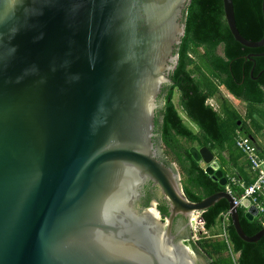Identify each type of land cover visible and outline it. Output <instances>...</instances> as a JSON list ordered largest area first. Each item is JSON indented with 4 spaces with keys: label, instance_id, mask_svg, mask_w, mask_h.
Instances as JSON below:
<instances>
[{
    "label": "water",
    "instance_id": "water-1",
    "mask_svg": "<svg viewBox=\"0 0 264 264\" xmlns=\"http://www.w3.org/2000/svg\"><path fill=\"white\" fill-rule=\"evenodd\" d=\"M190 1L0 0V264H211L190 220L220 199L242 242L264 235L224 191L186 200L153 143ZM221 5L234 42L264 49V0L258 41ZM188 153L225 185L206 147Z\"/></svg>",
    "mask_w": 264,
    "mask_h": 264
},
{
    "label": "trees",
    "instance_id": "trees-1",
    "mask_svg": "<svg viewBox=\"0 0 264 264\" xmlns=\"http://www.w3.org/2000/svg\"><path fill=\"white\" fill-rule=\"evenodd\" d=\"M231 2L235 27L240 36L248 41H258L263 29L261 0ZM183 24V36L175 51L176 65L168 76L171 84L161 89L164 97L161 107L155 111L153 125L157 129L161 160L177 168L186 200L198 202L223 191V187L203 173V169L190 157L188 148L181 146L178 139L193 143L197 148L206 147L216 156L224 177L233 175L244 186L252 182L243 156L234 147V138L236 133L252 138L249 127L255 132L262 130L256 118H264V55L247 56L259 55L264 49H248L234 42L223 18L221 0H191L184 12ZM217 48L220 54H216ZM193 56L199 60L203 70L194 63ZM219 87L244 104L243 117L225 100H221L218 110L207 104L217 95ZM172 90L178 94L180 110L197 128L195 133L183 125L172 106L169 98ZM257 152L262 158L258 149ZM240 159L244 166H239ZM240 191L237 187L231 188L236 198ZM227 210L226 201L220 199L200 213L198 222L202 223L205 231H211L219 221V215ZM244 212L242 207L237 208L240 228L249 237L262 226L258 218L247 221ZM226 234L232 251L237 253L234 263L222 256L226 249L223 241H195L202 256L209 258L211 264H226L224 261L228 264H264V235L255 243L242 242L234 233L229 219Z\"/></svg>",
    "mask_w": 264,
    "mask_h": 264
},
{
    "label": "built area",
    "instance_id": "built-area-1",
    "mask_svg": "<svg viewBox=\"0 0 264 264\" xmlns=\"http://www.w3.org/2000/svg\"><path fill=\"white\" fill-rule=\"evenodd\" d=\"M234 147L243 156L247 164L248 171L252 175V182L249 185L244 186L243 183L236 179L233 175H228L225 177L226 183L223 186V191L231 196L232 203L236 208L242 207L243 202H247V206H253L256 210V216L254 218H258L261 226L264 227V159L259 156L256 146L252 144L250 139L239 133H236L235 135ZM232 187H237L241 190L237 198L232 195ZM242 208L244 211L246 210V208ZM199 215L200 214L195 215V225L190 226V230L193 231L191 234L195 241H197L194 233L195 227H197L196 225L200 227V230L202 229V234H205L206 232L203 229L202 223L198 222ZM219 217L221 233L213 237H220L221 241L225 244L226 251L231 250V252H233L226 234L228 211L221 213ZM233 254H235L237 258V253L233 252Z\"/></svg>",
    "mask_w": 264,
    "mask_h": 264
},
{
    "label": "rangeland",
    "instance_id": "rangeland-1",
    "mask_svg": "<svg viewBox=\"0 0 264 264\" xmlns=\"http://www.w3.org/2000/svg\"><path fill=\"white\" fill-rule=\"evenodd\" d=\"M198 51H199V53H202L200 51V49H198ZM216 54H220V49L219 48L216 49ZM193 57H194V63L197 64L201 68L199 60L195 56H193ZM201 70H203V69L201 68ZM218 89H219V91L217 92V95H215L213 98L208 100L207 104L212 109L218 110V105L221 102V100H225V101H227V103H229L237 111V113L241 117H243L244 116V110H245L244 104L241 101L233 99L230 95L227 94V92L222 87H219ZM169 98H170V102H171L172 106L174 107L175 111L179 115L183 125L189 131H191L192 133H195L197 128L184 116V114L182 113V111L179 108L177 92L175 90H172L171 93H170V97ZM161 103H162V101H161ZM261 110L263 111V109H261ZM262 120H264V118L263 119L256 118V121L261 125L262 130L260 132H255L251 127H249L250 132L252 133L251 134L252 138H249L247 136L246 137L248 139H250L252 144L254 146H256V148L259 150V152H261L262 158L264 159V150H263V146H264V121H262ZM244 122L246 123L245 120H244ZM240 134L242 136H245L242 133H240ZM178 142L180 143L181 146H183L185 148H188V149L191 148V147L197 148V146L194 145L193 143L189 144L188 142H186V141H184L182 139H178ZM190 145H192V146H190ZM157 146H158V143H157ZM158 149H159V147H158ZM191 226H194V221L193 220H191ZM196 226L197 227H195L194 233L196 235L197 240L200 239L201 242L216 241V240L219 241V240H221L220 237H213V236L218 235L219 233H221V231H220L221 227H220L219 221L216 222L215 226L212 228L211 231H206L205 234H202V232H201L202 229L200 230V227L198 225H196ZM189 231H190V233L193 232L191 230H189ZM222 256L223 257H228V259H230L232 263L235 262L236 256H235V254H233V252H231V250L230 251H228V250L226 251V249H225V252L222 254ZM224 263L228 264V262H225V261H224Z\"/></svg>",
    "mask_w": 264,
    "mask_h": 264
},
{
    "label": "flooded vegetation",
    "instance_id": "flooded-vegetation-1",
    "mask_svg": "<svg viewBox=\"0 0 264 264\" xmlns=\"http://www.w3.org/2000/svg\"><path fill=\"white\" fill-rule=\"evenodd\" d=\"M228 95H229V94H228ZM230 96H231V95H230ZM163 97H164V94H161V93H160V95H159V97H158L159 106H158L157 109H159V108L161 107V101H162ZM231 97H232V96H231ZM232 98L235 99L234 97H232ZM236 100H237V99H236ZM238 101H239V100H238ZM153 134H154V136H153V143H154V145L157 146V143H158L157 129H154V130H153Z\"/></svg>",
    "mask_w": 264,
    "mask_h": 264
},
{
    "label": "crops",
    "instance_id": "crops-1",
    "mask_svg": "<svg viewBox=\"0 0 264 264\" xmlns=\"http://www.w3.org/2000/svg\"><path fill=\"white\" fill-rule=\"evenodd\" d=\"M263 150H264V146H263ZM215 157V159H216V161L218 162V160H217V158H216V156H214ZM219 164V163H218ZM245 164H244V162H243V160H239V166H244ZM244 169H246V168H244ZM231 170V169H230ZM230 172V171H229ZM233 172H234V170H233Z\"/></svg>",
    "mask_w": 264,
    "mask_h": 264
},
{
    "label": "bare ground",
    "instance_id": "bare-ground-1",
    "mask_svg": "<svg viewBox=\"0 0 264 264\" xmlns=\"http://www.w3.org/2000/svg\"><path fill=\"white\" fill-rule=\"evenodd\" d=\"M194 217V216H193ZM193 217H192V219L191 220H193ZM191 220H190V226H191Z\"/></svg>",
    "mask_w": 264,
    "mask_h": 264
}]
</instances>
